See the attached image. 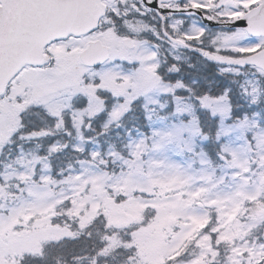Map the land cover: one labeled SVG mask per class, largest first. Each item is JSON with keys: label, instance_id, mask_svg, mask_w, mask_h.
I'll list each match as a JSON object with an SVG mask.
<instances>
[{"label": "rangeland", "instance_id": "1", "mask_svg": "<svg viewBox=\"0 0 264 264\" xmlns=\"http://www.w3.org/2000/svg\"><path fill=\"white\" fill-rule=\"evenodd\" d=\"M133 1L110 5L96 33L55 42L49 62L24 69L0 99V264L90 236L99 216L94 262L264 264V70L218 59L261 50L264 36L180 12L168 27ZM188 1L232 20L261 0ZM98 39L110 60L86 67L79 53ZM197 60L240 77L233 113L228 91H186L179 75ZM135 102L144 124L128 116ZM39 109L54 121L25 131ZM72 150L83 157L69 162Z\"/></svg>", "mask_w": 264, "mask_h": 264}, {"label": "water", "instance_id": "2", "mask_svg": "<svg viewBox=\"0 0 264 264\" xmlns=\"http://www.w3.org/2000/svg\"><path fill=\"white\" fill-rule=\"evenodd\" d=\"M103 0H0V96L25 65H41L46 56L44 49L56 39L73 35H87L97 30L105 15ZM148 8L158 10L162 1L143 0ZM180 1V0H175ZM182 13H196L203 24L217 28L220 25L244 29L252 36H264V0L245 16L227 23L204 16L198 8H183ZM131 49L135 41L124 38ZM175 42L183 45L180 40ZM83 64L98 67L110 58L109 47L101 40L90 41L81 51ZM237 67L256 66L264 70V48L240 59L218 58Z\"/></svg>", "mask_w": 264, "mask_h": 264}, {"label": "trees", "instance_id": "3", "mask_svg": "<svg viewBox=\"0 0 264 264\" xmlns=\"http://www.w3.org/2000/svg\"><path fill=\"white\" fill-rule=\"evenodd\" d=\"M202 61V60H201ZM195 65H191L190 67L186 68V74L185 75H179V77H182L183 80L181 82L184 83L187 90H194V93L197 97H203L211 95H216L217 90L214 91V87H218V90L220 91V94L223 92L228 91L231 102H232V113L234 112L235 108L237 107L238 103L237 101V95L238 92L235 90L237 89V85L241 83L240 77L235 75H226L222 74L218 71V68L215 64H210L208 61H202V65L200 66V61H196ZM180 78L176 77L175 80H179ZM191 79V80H190ZM207 80V82L205 81ZM208 85V86H207ZM206 90H208L206 92ZM236 92V93H235ZM203 95V96H202ZM182 97L185 99V102L189 98V93L182 94ZM173 109V106H172ZM249 110H252L253 107H249ZM40 111H36V122L33 125L29 122L24 124V130L27 131V129H30V127H40L42 123H50L53 120L52 115H50L46 110L39 109ZM47 112V113H46ZM208 118L210 117L209 112H207ZM145 112L142 108V106H139L137 102L133 105V111L128 114L129 117H132V120H139L143 122V124L146 121ZM234 117V115H233ZM33 119V114H25L24 116V122L25 119ZM205 119L201 122L203 125V130H208V125H206V122H204ZM34 122V121H33ZM208 122V121H207ZM51 125V124H49ZM217 119H213L211 122V126L209 127L212 131H215L217 128ZM31 127V129H32ZM209 131V130H208ZM116 134V133H115ZM116 135H111L110 140L116 141L114 139ZM121 143H118L120 146ZM214 150L217 149L216 146H213ZM45 153V152H44ZM67 157L69 158V162H74L78 159H81L83 157L82 152L77 151H66ZM87 156V155H86ZM58 169L54 168V173ZM264 199V196L261 197L260 200ZM255 205V203H253ZM101 217H97L95 221L92 223L91 227H93V234L90 236H76V237H68L64 238L62 242L55 243V242H48L46 243L42 248V253H25L23 254L18 260L15 262L16 264H103L104 261L97 258V261L94 262L92 258L94 256L98 255L99 248L102 246L101 240V233L97 234L100 229V225L103 224V222H100L99 219ZM98 220V221H97ZM97 221V225L96 224ZM98 257V256H97ZM109 261V260H108ZM107 261V262H108Z\"/></svg>", "mask_w": 264, "mask_h": 264}, {"label": "flooded vegetation", "instance_id": "4", "mask_svg": "<svg viewBox=\"0 0 264 264\" xmlns=\"http://www.w3.org/2000/svg\"><path fill=\"white\" fill-rule=\"evenodd\" d=\"M138 1V2H137ZM140 1V2H139ZM237 1V0H235ZM103 2L105 4H107V14L109 15L111 9H110V5L113 4H117L118 2H120V0H103ZM133 3L138 6L139 8H143V10L139 12L142 13L143 15H149V16H153L154 18H156L157 20H161L162 22H165V25L167 24L168 27H170L171 21L173 18H171V14L169 15L168 12L169 10H171L172 8L174 9H178V8H183L184 6H196L198 7L204 14H206L207 16H211L213 18H218V19H223V20H227L226 18H224L222 15H219L216 11L223 8V7H211L204 5L203 3H200V1H195L194 3L188 1V0H183L182 2L178 3L175 1L172 2H161L159 4V8L158 10H150V8H147V6L145 5V3L143 2V0H135L133 1ZM218 3V1L216 2ZM195 4V5H194ZM120 5V4H119ZM115 7H117L116 5H113ZM122 7V6H121ZM175 13V12H174ZM108 15H106L105 18L108 17ZM105 18H103V20H105ZM104 24V22H103ZM178 35V34H177ZM126 37L125 35L123 36V38Z\"/></svg>", "mask_w": 264, "mask_h": 264}]
</instances>
